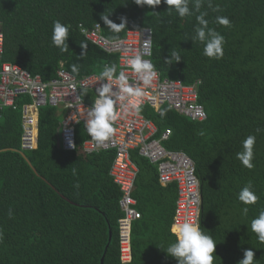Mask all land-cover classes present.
<instances>
[{
	"label": "trees",
	"instance_id": "trees-1",
	"mask_svg": "<svg viewBox=\"0 0 264 264\" xmlns=\"http://www.w3.org/2000/svg\"><path fill=\"white\" fill-rule=\"evenodd\" d=\"M211 3L209 8L204 0L201 11L208 13L209 27L224 36V54L218 60L204 56V45L192 39L199 13L181 18L163 0L157 6L134 0H0V63L18 65L44 83L54 78L60 64L76 78L100 77L104 65H115L118 74L117 56L92 45L78 25L88 29L98 23L110 41L122 39L128 30L150 29L156 71L162 79L184 85L198 82V103L206 118L191 121L168 106L158 112L144 106L139 113L154 123V138L170 131L163 148L183 152L194 163L199 222L216 242L213 264H238L245 249L254 251V264H264V243L251 230L252 218L264 209V0ZM194 4L190 0L193 11ZM102 15L116 24L123 17L127 25L113 32ZM217 16L227 17L230 26L215 23ZM57 20L70 25L65 52L51 42ZM173 51L180 61L171 59ZM73 64L78 73L72 72ZM82 96L92 102V94ZM24 102L18 101L15 111L0 110V264H123L117 226L120 193L109 175L113 152L86 154L82 145L88 135L80 124L75 127V150L63 151L58 130L63 112L50 107L38 112L36 149L22 150ZM248 135L256 136L253 169L236 158ZM130 158L138 168L133 198L141 217L131 226L129 264H177L165 251L176 239L169 230L175 184L161 186L156 166L136 151ZM249 182L258 200L244 205L237 194Z\"/></svg>",
	"mask_w": 264,
	"mask_h": 264
},
{
	"label": "built area",
	"instance_id": "built-area-1",
	"mask_svg": "<svg viewBox=\"0 0 264 264\" xmlns=\"http://www.w3.org/2000/svg\"><path fill=\"white\" fill-rule=\"evenodd\" d=\"M78 29L87 41L102 52L117 56L118 73L124 71L130 86L142 88L144 96L140 98V109L149 106L158 112L161 107L168 106L178 115L191 121L205 120V110L198 103V82L184 85L180 80L162 79L160 73L156 71L155 79L150 85L145 86L129 67L128 59L136 54L151 61L150 29L128 30L122 39L116 41L106 39L101 34L98 23L88 29L78 25ZM2 54L3 36L0 31V59ZM104 84H111L112 93L117 94H109L118 113V118L113 122L114 134L108 141L97 145L87 133L88 138L82 149L86 154L107 151L114 154L109 175L120 193L118 207L122 216L117 221L120 261L129 264L132 260L131 226L141 217L133 198L138 168L130 158L131 152L136 151L138 156L156 166L157 180L161 186L175 184L177 196L172 222L184 219L199 221L201 195L194 163L183 152L163 148L162 141L167 140L170 131H164L159 139L154 138L156 127L152 121L139 112H125L123 104L127 103V99L123 102L118 99L119 87L116 81H109L93 74L76 78L61 64L54 78L44 83L38 75L33 76L18 65L0 63V110L3 108L14 110L18 107V101L27 100L20 107L21 149L24 151H31L36 147L39 110L45 107L64 110L65 114L60 123V143L63 151L72 152L76 148L75 127L80 124L86 131L85 124L90 118L89 112L98 97V90ZM84 92L92 94V102L84 100L82 96Z\"/></svg>",
	"mask_w": 264,
	"mask_h": 264
},
{
	"label": "clouds",
	"instance_id": "clouds-1",
	"mask_svg": "<svg viewBox=\"0 0 264 264\" xmlns=\"http://www.w3.org/2000/svg\"><path fill=\"white\" fill-rule=\"evenodd\" d=\"M134 2L141 6H157L161 4L162 0H134ZM163 2L168 5L169 11L174 10L181 18L199 13L195 17L197 24L192 39L204 45V56L217 60L223 57L225 39L214 28L209 27V21L205 19L208 13L201 11L204 0H195L194 11L189 8L190 0H163ZM208 7H212L211 0H208ZM214 10L219 11L218 8ZM101 19L109 29L116 33H119L127 25V21L123 17H121L120 24L114 23L107 15H102ZM215 23L225 27L230 26V21L225 16H217ZM69 29L70 25L63 24L59 20L53 22L51 42L61 52L68 50L67 40L69 38ZM171 59L178 62L181 60V57L179 53L173 51L171 53ZM127 63L131 70L136 73L138 80L145 86L150 85L157 76L155 66L151 61L142 59L140 54L130 57ZM71 68L73 73H78V67L75 64ZM100 78H107L109 81H116L118 83V99L121 102L127 99V103L123 104L125 112L135 111L138 113L140 111V98L144 96V92L139 86L132 87L129 85L124 71H120L117 74L115 65H104L103 70L100 72ZM110 93H112L111 84H104L98 90V97L94 100V104L89 112L90 118L85 124L88 135L97 145L103 144L113 136V122L118 118V113L114 107V100L109 95ZM112 95L117 94L112 93ZM17 109L18 107L14 110ZM160 114L163 116L165 113L162 111ZM255 142L256 136L248 135L242 141L243 150L236 153V158L247 169L254 168L252 161L254 159L253 148ZM72 174L76 175V169H72ZM75 187L78 188L79 185L77 184ZM237 197L244 205H253L258 200L251 182L240 189ZM243 211L247 214L248 208L245 207ZM8 216L10 218L12 217L11 209H9ZM169 230L176 239L175 242L169 244L165 251L169 256L177 260V264H213L216 242L210 235L202 231L199 221L189 219H184L183 221L174 220ZM251 230L256 234L258 241L264 243V209L260 210L258 215L252 218ZM3 236V231L0 230V241L3 240ZM254 256L255 253L253 250L245 249L243 258L238 261V264H254Z\"/></svg>",
	"mask_w": 264,
	"mask_h": 264
},
{
	"label": "crops",
	"instance_id": "crops-1",
	"mask_svg": "<svg viewBox=\"0 0 264 264\" xmlns=\"http://www.w3.org/2000/svg\"><path fill=\"white\" fill-rule=\"evenodd\" d=\"M57 110L58 111H62L63 112V116H64V114H65L64 110H62V109H57ZM13 111H15V110H13ZM20 114H21V112H20ZM21 117H22V114H21ZM61 120H60V123H61ZM37 121H38V116H37ZM60 123H59V129H58L59 130V135H60ZM36 147H37V141H36ZM36 147H35V149H36ZM60 147H61V143H60ZM35 149H33V150H35Z\"/></svg>",
	"mask_w": 264,
	"mask_h": 264
},
{
	"label": "rangeland",
	"instance_id": "rangeland-1",
	"mask_svg": "<svg viewBox=\"0 0 264 264\" xmlns=\"http://www.w3.org/2000/svg\"><path fill=\"white\" fill-rule=\"evenodd\" d=\"M149 15H150V11H149V8H147V9L145 10V19H146V20H148Z\"/></svg>",
	"mask_w": 264,
	"mask_h": 264
},
{
	"label": "bare ground",
	"instance_id": "bare-ground-1",
	"mask_svg": "<svg viewBox=\"0 0 264 264\" xmlns=\"http://www.w3.org/2000/svg\"><path fill=\"white\" fill-rule=\"evenodd\" d=\"M2 34V33H1Z\"/></svg>",
	"mask_w": 264,
	"mask_h": 264
}]
</instances>
